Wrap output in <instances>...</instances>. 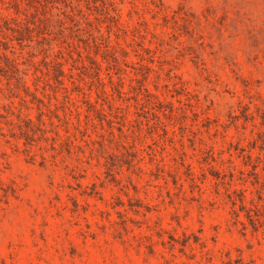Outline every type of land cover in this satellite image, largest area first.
I'll list each match as a JSON object with an SVG mask.
<instances>
[{"label": "rangeland", "instance_id": "obj_1", "mask_svg": "<svg viewBox=\"0 0 264 264\" xmlns=\"http://www.w3.org/2000/svg\"><path fill=\"white\" fill-rule=\"evenodd\" d=\"M0 264H264V0H0Z\"/></svg>", "mask_w": 264, "mask_h": 264}]
</instances>
